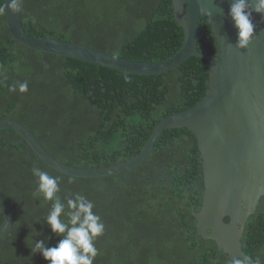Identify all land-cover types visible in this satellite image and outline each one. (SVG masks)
<instances>
[{"label": "trees", "instance_id": "obj_1", "mask_svg": "<svg viewBox=\"0 0 264 264\" xmlns=\"http://www.w3.org/2000/svg\"><path fill=\"white\" fill-rule=\"evenodd\" d=\"M20 5L24 29L32 36L135 61L168 60L185 41L172 0H20ZM0 7L5 9V0ZM217 46L203 17L198 49L213 55ZM24 83L27 90L21 92ZM209 85L208 61L197 56L145 76L29 49L16 42L6 11L0 12V121L24 125L63 164L95 169L134 159L162 119L194 107ZM33 166L58 179L57 195L65 205L75 194L93 202L104 224L94 242V264H232L237 258L197 230L193 212L203 206V159L187 128L166 129L140 165L94 178L53 170L18 132L5 128L0 131V195L13 224L0 238V264H49L31 247L35 240L54 247L61 239L45 221L52 202L34 195ZM3 221L0 211V225ZM242 245L253 264H264V196L248 219Z\"/></svg>", "mask_w": 264, "mask_h": 264}, {"label": "water", "instance_id": "obj_2", "mask_svg": "<svg viewBox=\"0 0 264 264\" xmlns=\"http://www.w3.org/2000/svg\"><path fill=\"white\" fill-rule=\"evenodd\" d=\"M176 21L184 31V44L177 54L158 62L135 61L80 43L32 36L23 26L21 5L8 10L6 20L17 43L33 50L136 75L170 71L191 56L208 61L209 89L194 107L162 119L153 129L142 152L134 159L106 168L82 169L53 158L33 133L15 120L0 121V131L18 132L35 155L53 170L72 177L116 175L143 163L159 136L169 128H187L195 135L203 159L202 209L193 214L197 230L220 250L244 258L242 237L251 215L264 196V16L253 14L255 34L246 49L237 48V32L228 16L231 0H172ZM206 17L217 39V51L206 55L198 49L202 18ZM4 221L0 238L12 227L13 214L0 195ZM229 218L226 222L225 219Z\"/></svg>", "mask_w": 264, "mask_h": 264}, {"label": "clouds", "instance_id": "obj_3", "mask_svg": "<svg viewBox=\"0 0 264 264\" xmlns=\"http://www.w3.org/2000/svg\"><path fill=\"white\" fill-rule=\"evenodd\" d=\"M19 4L20 0H8V10L18 9ZM4 11L0 7V12ZM254 13L264 16V0H231L228 16L237 32V48L246 49L252 42L255 34ZM10 90L16 89L13 87ZM26 90L27 84H21L20 91ZM31 171L38 181L34 195H42L45 201L52 202L45 221L52 232L61 237L54 247L46 246L42 240H35L32 253L39 252L49 264H94L98 255L94 242L103 235L104 224L93 211V202L84 195L75 194L66 198L65 205L57 195L60 192L58 179L37 166H33ZM232 264H253V261L250 257L234 258ZM255 264H259V261Z\"/></svg>", "mask_w": 264, "mask_h": 264}]
</instances>
